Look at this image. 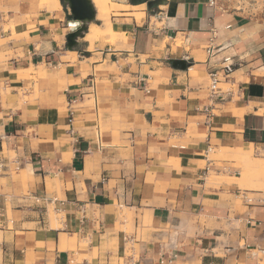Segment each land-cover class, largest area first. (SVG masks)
Wrapping results in <instances>:
<instances>
[{
	"label": "crops",
	"instance_id": "0c3cea01",
	"mask_svg": "<svg viewBox=\"0 0 264 264\" xmlns=\"http://www.w3.org/2000/svg\"><path fill=\"white\" fill-rule=\"evenodd\" d=\"M218 4L108 0L68 50L60 0H0V264H264V189L210 156L264 157V0Z\"/></svg>",
	"mask_w": 264,
	"mask_h": 264
},
{
	"label": "rangeland",
	"instance_id": "374dc122",
	"mask_svg": "<svg viewBox=\"0 0 264 264\" xmlns=\"http://www.w3.org/2000/svg\"><path fill=\"white\" fill-rule=\"evenodd\" d=\"M117 0H110V2H116ZM112 9H114V6L110 7V12H112ZM108 9V14L110 13ZM98 20H95L93 22L97 23ZM102 22H105V24H108V15L106 19ZM105 32H108L111 34L112 37H117L118 34H116L112 30H105ZM101 37V36H100ZM99 37V38H100ZM105 39L108 37L107 35L104 36ZM97 38V39H99ZM11 39V38H9ZM9 39H5L3 41H0V44L5 43L9 41ZM95 39V40H97ZM107 42V40H105ZM183 42V39L181 37H178L175 40V44L181 45ZM93 47V46H92ZM91 47V48H92ZM2 58L5 56L4 54L1 55ZM245 152V153H244ZM210 156H214V154H218L219 158H224L227 160H234L238 162L239 169H240V179H238V182L242 188L247 189H264V157L258 156L257 153L253 150L252 147H250L248 150L246 149H226L221 151H213L210 153ZM217 157V158H218ZM240 196H246L247 199L252 200L255 199V196L253 195H244L240 194ZM50 217L52 219L57 218L58 216L53 212L52 208L50 207Z\"/></svg>",
	"mask_w": 264,
	"mask_h": 264
},
{
	"label": "water",
	"instance_id": "95a60500",
	"mask_svg": "<svg viewBox=\"0 0 264 264\" xmlns=\"http://www.w3.org/2000/svg\"><path fill=\"white\" fill-rule=\"evenodd\" d=\"M158 0H145L147 5L155 4ZM62 4L69 9L67 18L74 26H70L69 32L66 35L65 48L73 50L79 45L78 38L83 37V27L95 20L96 11L91 0H60ZM131 4H136V0H130ZM171 65L174 68L184 70L189 66V61L185 59H171Z\"/></svg>",
	"mask_w": 264,
	"mask_h": 264
},
{
	"label": "built area",
	"instance_id": "2783aa9c",
	"mask_svg": "<svg viewBox=\"0 0 264 264\" xmlns=\"http://www.w3.org/2000/svg\"><path fill=\"white\" fill-rule=\"evenodd\" d=\"M228 1V0H225ZM239 2H241L242 0H238ZM207 3L209 6H219L221 8V6L218 4V0H207ZM210 42H212V39H210ZM213 51H214V47L212 46V43H209L208 47L206 48V53L209 56L213 55ZM226 59L224 60L222 66L219 68V71H222L223 73H227L228 71H230V65L228 63H225ZM219 71L218 70H213L210 72V91L212 95H218L220 96L221 92H219L217 90V83L219 82ZM218 92V93H217ZM71 119V117H70ZM123 264H137L136 261H134L132 258L127 259Z\"/></svg>",
	"mask_w": 264,
	"mask_h": 264
},
{
	"label": "bare ground",
	"instance_id": "6f19581e",
	"mask_svg": "<svg viewBox=\"0 0 264 264\" xmlns=\"http://www.w3.org/2000/svg\"><path fill=\"white\" fill-rule=\"evenodd\" d=\"M94 2V6L96 7V11H97V19L99 20H105L107 15H108V9H109V5H108V0H92ZM69 26H74V23L70 22ZM91 33L94 34H98V28L96 26H92L91 27ZM108 30H110V24L108 25ZM87 31V24L84 25L83 27V33L85 35Z\"/></svg>",
	"mask_w": 264,
	"mask_h": 264
},
{
	"label": "trees",
	"instance_id": "16d2710c",
	"mask_svg": "<svg viewBox=\"0 0 264 264\" xmlns=\"http://www.w3.org/2000/svg\"><path fill=\"white\" fill-rule=\"evenodd\" d=\"M137 1V3H140V2H143V1H145V0H136ZM251 89H253V86H250V90Z\"/></svg>",
	"mask_w": 264,
	"mask_h": 264
}]
</instances>
